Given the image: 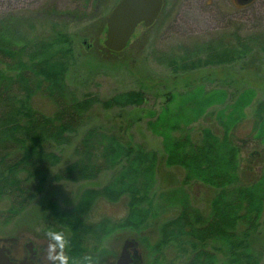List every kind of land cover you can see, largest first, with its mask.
Here are the masks:
<instances>
[{"label":"trees","instance_id":"16d2710c","mask_svg":"<svg viewBox=\"0 0 264 264\" xmlns=\"http://www.w3.org/2000/svg\"><path fill=\"white\" fill-rule=\"evenodd\" d=\"M33 29L11 17L0 21V62L15 72L0 74V222L26 214L51 182L84 183L108 173L101 186L80 188L72 205L54 198L43 211L46 219L59 223L54 230L65 232L68 253L77 264L106 263L114 254L107 241L117 231L142 244L144 264H264L262 252L254 247L257 237L264 240V97L256 100L257 89L208 90L198 85L168 92L160 113L148 121L162 137L160 157L144 143H133L123 127L92 125L79 134L95 104L105 110L140 107L147 95L130 89L106 98L79 97L67 81L74 61L71 37L56 27L42 35ZM219 45L223 44L210 45L206 57L197 49L171 58L169 65L176 72L192 71L238 61L252 50L239 40ZM38 92L53 101V114L33 108L31 100ZM214 106L219 107L210 110ZM249 106L251 139L263 147L258 151V171L243 170L242 145L235 138ZM204 113L219 129L204 126L194 136L190 126ZM68 147H73L71 156ZM162 163L181 168L184 175L179 185L158 192L157 169ZM194 183L212 192L208 212L194 204L187 190ZM155 195L179 210L156 224L152 241L146 230L159 214ZM125 196V217L88 219L98 199L118 201ZM168 250L177 259L169 258Z\"/></svg>","mask_w":264,"mask_h":264},{"label":"rangeland","instance_id":"374dc122","mask_svg":"<svg viewBox=\"0 0 264 264\" xmlns=\"http://www.w3.org/2000/svg\"><path fill=\"white\" fill-rule=\"evenodd\" d=\"M117 2L118 0H0V21L7 17L12 20L15 18L23 27L30 30L34 27L35 35L50 32L48 29L52 32L56 27L58 31L71 37L74 61L67 73V81L79 97L90 94L106 98L130 89L144 90L146 93L147 102L140 107L105 110L95 104L79 134L92 125L107 128L113 126L116 129L123 127L133 143H144L162 157V137L149 128L148 121L160 113L168 92H184L198 85H203L208 90L220 87L234 90L251 86L257 89L256 100L264 97V0H255L246 5L237 0H165L156 22L151 27L140 24L129 45L123 51L113 53L107 50L104 39L107 18ZM238 40L252 48L250 54L238 61L178 72L169 65L171 58L180 59L186 52L198 49L197 53L206 57L210 45H232ZM193 56L197 57L195 54ZM7 71L11 75L15 73L0 62V74ZM31 103L34 109L42 113L51 115L55 111L53 101L42 92L36 93ZM218 107L214 106L210 110ZM246 110L249 116L235 130V138L242 145L243 170L258 171L261 164L258 159H262L259 158L258 151L263 147L252 141L250 136L253 106ZM204 114L190 126L194 136H198L204 126L219 129L215 119ZM66 153L67 156L73 155V147H68ZM158 167V192L179 185L183 179L184 172L181 168L169 167L164 163ZM108 178V173H105L95 181L84 183L51 182L44 196L32 208L27 209L28 213L8 223L0 222V237L19 238L18 241L7 243L12 249V257L15 260L22 259L27 253L26 242L34 239L39 250L37 260L46 264L48 244L54 242L46 237V232L59 226L53 217L46 219L47 215H44V209L49 208L48 201L57 198L65 206L72 205L80 188L101 186ZM187 190L194 204L208 212L212 192L200 183L188 185ZM159 198L158 195L154 197V208L159 214L150 221L146 230L152 241L157 237L156 224L166 217L174 216L179 210L171 207L165 199ZM127 213L126 196L118 201L101 198L89 212L88 219L95 221L110 218L116 221ZM49 215L51 217L52 214ZM262 227L264 230V224ZM126 235L128 234L125 232L117 231L107 241L108 248L115 254L111 255L114 261L128 238ZM254 242V247L262 252L264 261L263 238L257 237ZM131 251L137 261H140L138 264H144L142 244ZM166 255L177 259L171 250ZM51 264L56 262L52 261Z\"/></svg>","mask_w":264,"mask_h":264},{"label":"water","instance_id":"95a60500","mask_svg":"<svg viewBox=\"0 0 264 264\" xmlns=\"http://www.w3.org/2000/svg\"><path fill=\"white\" fill-rule=\"evenodd\" d=\"M164 4L165 0H119L107 18L104 45L114 52L123 51L141 23L146 27L155 23ZM12 240H16V237H0V264H41L35 260V251L33 250H31L30 257L19 261L14 260L11 257L12 250L7 246V243ZM138 243L137 240L126 239L117 264H131L134 257L130 248L137 246Z\"/></svg>","mask_w":264,"mask_h":264},{"label":"clouds","instance_id":"9594fccd","mask_svg":"<svg viewBox=\"0 0 264 264\" xmlns=\"http://www.w3.org/2000/svg\"><path fill=\"white\" fill-rule=\"evenodd\" d=\"M46 237H50L54 241L48 244L46 264H51L52 261H55L56 264H77L68 253L70 242L63 230H48ZM89 264H91L90 261Z\"/></svg>","mask_w":264,"mask_h":264},{"label":"flooded vegetation","instance_id":"af4514ba","mask_svg":"<svg viewBox=\"0 0 264 264\" xmlns=\"http://www.w3.org/2000/svg\"><path fill=\"white\" fill-rule=\"evenodd\" d=\"M253 1H255V0H237V2L238 3H242V4H244V5H246V4H250V3H252ZM19 240V238L17 237L16 238V240H12V241H18ZM35 240L34 239H31V240H29L28 242H26V244H25V247H26V250H27V253L23 256V258H25V257H30V255H31V250H33V251H35V260L37 261V262H39L37 259H38V252H39V250L37 249V247H36V245H35V242H34ZM31 243V244H30ZM32 245L31 246V248H30V245ZM136 247H138V246H136ZM134 248V247H133ZM132 249V248H131ZM131 249H130V251H131ZM12 250V249H11ZM131 254H132V256L134 257V261L131 263V264H138L140 261H137V257H135V255H134V253L131 251ZM11 256H12V252H11ZM113 256V255H112ZM111 255H109V258L107 259V261H106V263L105 264H117V259H118V257H119V255H118V257L116 258V260L114 261L113 260V257H112ZM13 258V257H12ZM22 258V259H23ZM20 260V259H19Z\"/></svg>","mask_w":264,"mask_h":264}]
</instances>
